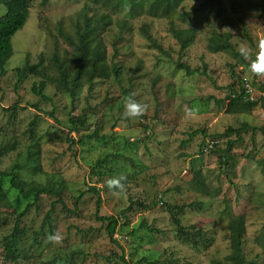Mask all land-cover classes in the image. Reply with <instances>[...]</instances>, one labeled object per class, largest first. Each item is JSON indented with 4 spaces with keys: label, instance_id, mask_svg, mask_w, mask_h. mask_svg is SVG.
I'll return each mask as SVG.
<instances>
[{
    "label": "rangeland",
    "instance_id": "374dc122",
    "mask_svg": "<svg viewBox=\"0 0 264 264\" xmlns=\"http://www.w3.org/2000/svg\"><path fill=\"white\" fill-rule=\"evenodd\" d=\"M204 1L185 0L180 7L181 12L197 10L184 22L174 20L177 28H192L196 33L193 43L180 51L169 33L167 20L146 16L127 19L128 31H124L114 47L119 30L117 19H125L126 10L112 12L105 1L96 6L88 0H48L45 4L42 0H30L29 17L12 37V55L0 79V129L5 140L12 138L18 142L17 152L4 158L0 169L10 167L15 156L25 150L26 130L35 118V133L42 143L40 166L43 175L29 176V179H63L68 189L64 202L69 209L77 190L86 191L90 186L101 188L98 177L89 172V164L101 152L106 154L114 148L108 145L106 149L83 153L76 135L67 136L68 116H76L82 108L89 117L91 130L101 125L102 134L118 139L115 148L126 141L131 143L130 154H124L134 159L135 166L126 170L129 179L118 194L99 191L97 218V198L91 193L78 204L76 212L68 213L62 206H56L52 216L54 235L58 239L42 240L39 246L27 249L29 257L22 264H46L51 260H56V264H210L213 259L222 261L229 253L226 223L230 215L241 214L246 217V259L252 264H264L262 244L258 239L264 229V172L261 166L264 160V100L251 111L236 114L226 113L225 104L217 103L224 99L227 86L236 83L237 76L247 78L250 83L264 82V75H253L239 64L240 57L249 62L240 49L246 48L251 55L257 41L264 38V14L243 9L232 14L230 2L221 0L224 10L216 16L214 9L209 11L204 7ZM85 6L92 12L97 9L99 14L107 12L113 18V24L101 36L106 59H112L120 68L118 82H99L90 93L83 87L74 105L68 95L58 93L50 84L44 90L48 100L36 96L32 87L41 78L28 76L17 85L13 69L23 65L25 57L30 64L42 57L40 69L45 75L54 78L58 74L51 58L56 55L60 60H69L74 54V49L58 30L69 34ZM5 12L6 7L0 4V16ZM144 25L148 26L161 51L150 47L144 39L140 31ZM212 31L229 32L240 57L235 58L228 52L209 53L206 45ZM177 62L187 65L194 74L186 76L177 70ZM124 91L146 105L140 117L122 116ZM10 113L13 116L9 118ZM243 123L247 124V130L240 131L241 140L231 150L227 167H220L218 152L200 154L202 141L210 138L217 140L218 147L224 150L228 139L215 136L229 127L239 129ZM233 135L229 139L235 140ZM68 137L74 142L71 150ZM198 173L204 180V189L194 184L193 177ZM158 198L162 204L158 203ZM51 200V197H44L40 210L32 209L25 220L33 229L37 230L41 224ZM198 202L200 208L186 207L179 218L186 229L190 226L199 229L204 241L195 244L177 241L167 207ZM125 209L128 212L122 234L133 229L137 233L128 235V241L118 246L109 240L105 230L107 222L100 221L99 217L118 218L122 224L124 220L120 214ZM7 212L0 231V264H7L2 255V242L12 226L11 209L0 210L2 217Z\"/></svg>",
    "mask_w": 264,
    "mask_h": 264
},
{
    "label": "trees",
    "instance_id": "16d2710c",
    "mask_svg": "<svg viewBox=\"0 0 264 264\" xmlns=\"http://www.w3.org/2000/svg\"><path fill=\"white\" fill-rule=\"evenodd\" d=\"M48 0H42L45 4ZM101 1H105L112 12H122L125 19H117L118 36L115 37L114 47L117 40L121 39L124 31H128V20L137 19L141 16H146L154 19H164L168 22V30L173 39L179 45V50L187 49L194 41L195 31L192 28L179 29L176 27L174 20L178 19L184 22L187 17L191 16L195 11L181 12L180 7L185 0H88L89 3L98 5ZM230 2V13H235L239 9L245 11H260L264 14V0H228ZM0 4L6 7V12L0 16V79L4 75V66L12 55V37L23 28L29 17L30 0H0ZM203 5L209 11L215 10L216 16H219L224 8L221 0H205ZM113 24V18L107 12L97 13L92 12L90 8L85 6L78 14L77 21L73 24L70 33L64 32L62 29L58 33L68 41L74 49L73 56L69 59H58L55 56L51 58L52 65L57 70L54 78H49L45 75L44 71L40 69L43 64V58L30 64L28 58L25 57L23 65L14 68L13 72L16 77V84L23 82L28 76L41 78L42 80L32 87V92L36 96H40L44 100L48 97L44 94L47 84H50L58 93L68 95L72 105L76 95L80 90L85 87L88 93L92 88L99 84V82H118L120 75V68L117 67L112 59H106V48L104 46V39L101 33L110 28ZM61 26L59 25L58 28ZM144 39L148 42L150 47L161 51V47L156 44L152 38L147 25L140 28ZM232 35L229 32H211L207 39L206 50L211 54L219 52H228L229 55L235 58L240 57V54L235 51V47L231 43ZM240 65L247 69L249 64L239 58ZM176 69L183 71L186 76L194 74L190 68L180 62L175 64ZM243 69V70H244ZM45 79V80H44ZM106 82V83H107ZM250 85L254 92L257 93L255 97H251L248 88L245 85ZM129 92V91H128ZM127 91L123 92V98L129 97ZM264 100V82L254 83L249 82L247 78L236 77V83L227 86V92L223 100L217 101L218 104H225V112L228 114L247 113L255 108L259 102ZM35 107V106H34ZM263 107V106H262ZM9 110V108L7 109ZM13 114L10 113L9 118ZM36 117V116H35ZM67 120V136L74 133L76 135L77 145L83 153L96 152L97 148L106 149L111 145V152L101 154L94 162L89 164V172L92 176L98 177L97 181L102 184L101 188L94 186L87 187V190H77L73 194L72 208H66L64 196L67 192V187L63 179L60 178H46L42 181L37 179H29V176L36 177L39 174L43 175L42 167L40 166V155L42 150V143L40 138L35 133V118L28 124L27 145L25 150L19 155L15 156V160L10 167L0 169V210L11 209L9 215L12 217V226L9 233L4 236L3 258L7 264H22L23 261L28 260L27 249L37 247L41 244L42 240H49L50 235H54L55 228L53 226L54 208L58 205L62 206L68 213L76 212L78 204L84 199L87 193L96 196V218L98 217V209L100 206L99 191L108 193H119L125 184L128 182L129 175L126 170L129 167H134V159L128 154L131 152V143L125 142L121 147L115 148L118 144V139L112 136L104 135L101 133L102 127L98 125L96 129L91 130V123L89 122L88 115L84 114L83 108L76 116H68ZM247 124H242L239 129L232 127L227 128L223 133L216 135L218 138H227L226 147L224 150L218 147V141L210 138L202 141L200 147V154H207L210 152H218L217 161L220 167L228 166L231 150L241 140L240 131L247 130ZM202 135L205 136L203 131ZM0 164L2 160L9 155L17 152L16 139L5 140V134L0 129ZM234 134V135H233ZM236 136V139H229L231 136ZM192 137V136H191ZM190 137V139H191ZM69 141L70 150L74 145L71 138ZM17 142V143H16ZM137 143V142H136ZM76 153V150H73ZM74 157L75 154L73 153ZM261 166L264 172V160L261 161ZM140 168L137 167V169ZM122 177L120 183L121 187L115 191H110L106 186V181L111 178ZM194 184L204 189V180L199 176V173L193 177ZM70 193V192H69ZM72 194V193H71ZM44 197H51L52 200L49 204V209L45 212L44 217L41 219V224L37 230L33 229L27 220L32 209L37 212L43 205ZM158 203L162 204L160 198L157 199ZM152 205H156L152 202ZM200 208V202L191 203L188 206L181 207H167L169 211L171 224L174 228V233L177 241L195 244L197 241L203 242L204 236L199 229L190 226L186 229L179 218V215L186 207ZM128 209L121 212L120 217L124 220L119 224L118 218L111 216L99 217L102 222H107L105 230L109 240L120 246V236L123 242L128 241V235H135L136 229L127 234H122L123 228L126 226V213ZM226 213V211H225ZM8 212L2 217L0 213V231L2 230L5 220L7 219ZM151 233L153 229L147 228ZM226 230L228 232L229 253L222 261L211 260L210 264H252L246 259L244 251V239L246 234V217L245 215H230L226 223ZM148 232V231H147ZM261 242L262 251L264 253V229L258 235ZM30 240V241H29ZM52 240H49L51 242ZM27 253V255H26ZM123 255H121V260ZM56 260H51L46 264H56ZM170 263V261H169ZM68 264V263H67Z\"/></svg>",
    "mask_w": 264,
    "mask_h": 264
},
{
    "label": "clouds",
    "instance_id": "9594fccd",
    "mask_svg": "<svg viewBox=\"0 0 264 264\" xmlns=\"http://www.w3.org/2000/svg\"><path fill=\"white\" fill-rule=\"evenodd\" d=\"M242 55L249 59V64L247 65L248 72L253 75H264V38L257 41L255 49L251 50V55H249V50L242 47L240 49ZM256 96V95H255ZM254 96V97H255ZM146 109V105L132 99L125 98L124 109L122 116L125 118H137L140 117ZM122 177L111 178L106 181V186L110 191H115L121 187ZM49 240L58 239L55 235H50Z\"/></svg>",
    "mask_w": 264,
    "mask_h": 264
},
{
    "label": "built area",
    "instance_id": "2783aa9c",
    "mask_svg": "<svg viewBox=\"0 0 264 264\" xmlns=\"http://www.w3.org/2000/svg\"><path fill=\"white\" fill-rule=\"evenodd\" d=\"M245 87L248 88V92L251 94V97H254L255 95H257V93L254 92V89H252V88L250 87V85H247V84H246ZM117 239L120 240V243L123 242V240H122V238H121L120 236H118Z\"/></svg>",
    "mask_w": 264,
    "mask_h": 264
}]
</instances>
